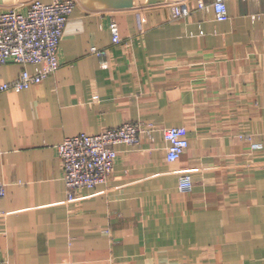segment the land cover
<instances>
[{
	"label": "crops",
	"instance_id": "1",
	"mask_svg": "<svg viewBox=\"0 0 264 264\" xmlns=\"http://www.w3.org/2000/svg\"><path fill=\"white\" fill-rule=\"evenodd\" d=\"M200 1L75 0L60 68L0 92V264H264V0H225L221 22ZM126 122L183 127L188 147L169 163L158 130L116 145L106 183L68 201L55 145Z\"/></svg>",
	"mask_w": 264,
	"mask_h": 264
},
{
	"label": "built area",
	"instance_id": "2",
	"mask_svg": "<svg viewBox=\"0 0 264 264\" xmlns=\"http://www.w3.org/2000/svg\"><path fill=\"white\" fill-rule=\"evenodd\" d=\"M74 7L75 0H52L50 3L33 0L24 10L18 7L0 10V65L22 66L17 78L0 85V92H21L41 83L60 68L59 43ZM199 9H211L216 21L228 18L225 0H214L209 5L200 1ZM172 15L174 18L186 17L189 9L185 3H177L172 8ZM108 29L112 44H118L117 24L110 22ZM91 54L104 56L105 51L92 48ZM28 66L33 70L29 71ZM156 130L166 142V161H178L189 144L186 130L183 127L157 128L153 123L126 122L96 135L81 133L67 137L55 145L62 165L67 200H73L77 190L92 189L106 183L117 157L116 145L136 147L142 138L152 141ZM4 186L0 179V199L5 195ZM191 188V177L180 176L178 189L185 192Z\"/></svg>",
	"mask_w": 264,
	"mask_h": 264
}]
</instances>
